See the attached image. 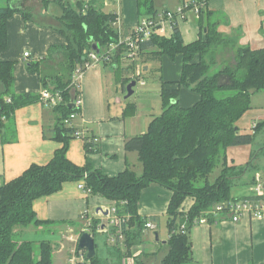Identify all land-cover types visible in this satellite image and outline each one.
I'll use <instances>...</instances> for the list:
<instances>
[{
    "label": "trees",
    "instance_id": "16d2710c",
    "mask_svg": "<svg viewBox=\"0 0 264 264\" xmlns=\"http://www.w3.org/2000/svg\"><path fill=\"white\" fill-rule=\"evenodd\" d=\"M201 1L205 6L207 0ZM53 2L60 10L55 19V30L67 44L51 47L45 57L44 60L55 64L51 74L40 72L38 65L32 64L29 69L40 76L45 89L62 96L63 104L52 109L56 122L51 131V139L61 147L45 165H32L21 176L0 187V264H53V249L48 242L18 241L14 231L16 227L49 224L37 220L33 202L58 192L66 182H84L88 195H99L114 202L118 216H129L124 230V251L121 252L118 244L112 246V252L109 251L118 264L127 256L131 257V249L143 242L142 234L148 221L138 215L142 190L151 184L169 190L172 196L165 220L168 250L161 264L191 262L189 234L195 226L193 221L206 217L207 223H212L214 219L205 216V212L221 203L238 200L231 193L234 181L248 168L256 170L258 152L252 154L244 167L236 168L227 165L226 151L228 148L251 146L255 136L264 130V121L255 124L252 134H240L236 126L251 109L253 94L264 91V48L235 47L234 63L209 76L210 69L216 65L217 51L234 46L235 41L218 33V23L213 20L216 14L205 7L199 11L203 22L200 24V37L195 42L184 44L174 23L170 38L154 35L141 43L140 53L150 52L170 59L180 56L181 74L177 82H161L162 113L151 120L144 134L125 142L126 152L137 153L142 173L136 176L128 168L115 177H108L88 164L80 167L68 159V144L74 139L75 129L66 127L64 120L75 112L70 105L79 93L71 84L74 71L88 62L93 46L97 53L106 55L111 45L118 43V31L113 27L116 15L103 10L101 0ZM49 3L50 0H41L43 6ZM15 12L17 9L10 6L0 7V51L7 47V21ZM137 13L141 19L156 17L158 12L155 11L154 0H137ZM124 52L122 46H117L115 52L109 54V63L118 62ZM80 70L84 72L85 68ZM124 81L128 84L130 79ZM13 84V63L0 61V130L4 121L8 123L12 119L16 109L35 102L32 95H15ZM182 88L199 97L189 108L179 104ZM219 93L229 95L220 98ZM89 138L90 142L84 143L85 152H97L99 148L93 143V137ZM219 165L222 168L220 174L210 183L208 176ZM253 182L254 178L248 186L251 187ZM187 198L193 201V205L187 212H179ZM97 224L93 221L89 229L93 236L96 235ZM183 224L186 230L179 231ZM134 262L145 264L141 256ZM88 263L108 264L109 258L102 259L95 251Z\"/></svg>",
    "mask_w": 264,
    "mask_h": 264
},
{
    "label": "crops",
    "instance_id": "0c3cea01",
    "mask_svg": "<svg viewBox=\"0 0 264 264\" xmlns=\"http://www.w3.org/2000/svg\"><path fill=\"white\" fill-rule=\"evenodd\" d=\"M50 1L47 6H43L41 0H0V7L10 6L17 9L7 21V47L0 51V61L13 63L14 94L35 97V102L16 109L12 119L8 123L4 121L0 130V187L21 176L32 165H45L61 147L60 143L51 139L56 114L40 102V93L45 88L40 76L29 69L32 64L38 65L40 72L51 74L55 64L44 60L45 57L51 47H63L67 44L66 39L55 30V19L60 15L59 7L53 0ZM191 1L201 0H154V8L158 13L174 11ZM101 3L103 10L118 16L122 35L130 33L141 20L137 13V0H101ZM204 7L216 14L213 20L216 19L218 23V33L235 41L234 46L218 50L216 56L224 55L228 60L232 59L233 63L235 47H248L252 50L264 48V0H207ZM24 16H28L27 19ZM202 22L203 16H197L191 10L185 17L174 21L184 44L199 39ZM172 33L171 24L166 23L163 26V35L158 36L168 39ZM25 53H28L27 58H24ZM124 55L125 52L118 62L107 63V66L90 65L79 82L82 109L80 116L72 122L71 128L75 132L85 128L90 137L97 139L95 145L99 150L86 153L84 143L77 138H72L68 144L67 157L73 164L80 167L88 164L108 177H115L128 168L135 174L142 173L137 153L126 152L124 145L127 139L144 134L151 120L162 113V109L160 112L153 107L146 109L152 105L149 99L153 94L148 95L151 91L146 90L147 84L140 75L141 68H130V65H135L139 60L145 64L148 72L149 68L152 69L151 61L159 62L158 66L155 64L159 68L154 69V72L161 76L158 91L154 92L160 105L161 82H177L182 67L180 56L170 59L145 52L140 53L136 60L130 61ZM124 79L137 81L143 100L140 96L133 101L129 100L130 97H125V102L119 99L115 88L121 85L124 92ZM140 81L144 85H140ZM198 100L195 93L185 88L180 90L181 107L189 108ZM260 120L264 121V107L253 109L251 106L236 126L240 134H252V127ZM259 134L254 139L257 140V145L260 138H264L258 137ZM257 147V150L251 145L228 148L226 151L227 165L236 168L244 167L252 154L258 152L255 162L258 164L246 184L247 189L232 194L234 199L253 197L249 182L257 174L264 178V158L259 159L264 153V140ZM78 184L79 182H66L58 192L33 202L37 220L49 222L44 226L55 227L61 236L60 241L57 239L53 242V264L67 262L69 252L74 246L72 239L83 225V214L98 223L104 222L107 211L112 206L111 201L80 190ZM171 196L169 190L156 184L142 190L138 215L152 223L154 229L143 231V242L132 248L131 257L124 258L121 264L126 263L125 261L135 264L134 260L138 256H141L145 264H161L167 253L169 235L165 220ZM262 200L264 201V192ZM192 205L193 201L187 198L179 212H187ZM14 232L16 235L20 234L18 231ZM155 232L158 235L157 241L153 235ZM62 239L67 243H62ZM189 240L192 260L187 264H264V219L243 217L239 222L232 223L229 218L221 215L212 223L196 224L190 231ZM119 246L123 252L124 246ZM107 254L110 256L108 252ZM108 264L112 263L109 261Z\"/></svg>",
    "mask_w": 264,
    "mask_h": 264
},
{
    "label": "built area",
    "instance_id": "2783aa9c",
    "mask_svg": "<svg viewBox=\"0 0 264 264\" xmlns=\"http://www.w3.org/2000/svg\"><path fill=\"white\" fill-rule=\"evenodd\" d=\"M204 7L202 1H191L182 4L174 11H163L156 15L154 18L141 19L138 25L128 34H121L119 27L120 21L118 16H116V21L113 24L118 31V43L116 45H111L110 49L106 55L99 54L95 51H91L88 54V62L83 66L78 67L71 76V84L74 89L79 88V82L82 78L83 72L80 70L81 67L85 70L92 64H104L109 63L111 58L109 54L114 53L117 46H122L125 50V59L134 61L138 58L140 54V44L149 40L152 36L163 35V26L168 23L171 26L174 24L176 19H181L186 16L188 11H193L197 16L200 14V9ZM28 57V53L24 54V58ZM138 77V76H137ZM140 85H144L142 81L139 82ZM40 102L54 109L63 104L62 96L59 93L43 90L40 93ZM7 102L10 100L7 99ZM71 105L75 108V112L70 114V116L64 120V125L66 127H72V122L77 119L81 114L82 109V99L80 93H78L72 100ZM74 138L80 139L83 143L90 142L89 134L85 128L79 129L75 132ZM93 143H97V139L93 138ZM80 190H85V184L83 182L78 184ZM251 191L253 193V199H241L232 202H224L213 209L205 212V216L217 219L218 216H226L230 219L232 223L239 222L243 217H249L251 219H264V201L262 200L264 192V178L257 174L254 176V182L251 186ZM83 220V225L77 235L72 239L74 246L71 249V258L68 260V264H85V256L82 252L77 250V242L82 233H89L93 238V234L90 232V227L95 221L90 219L86 214L81 216ZM129 216H118L117 208L114 202L112 206L107 211V216L104 222H99L96 227L95 234L105 235L107 239L108 246L112 247L116 244L123 245L125 241L124 230L128 224ZM193 225L207 223V218L203 217L199 221H193ZM146 229H154V225L150 222H146ZM186 225L180 226L179 231H185ZM81 253V254H78ZM83 254V256H82Z\"/></svg>",
    "mask_w": 264,
    "mask_h": 264
},
{
    "label": "rangeland",
    "instance_id": "374dc122",
    "mask_svg": "<svg viewBox=\"0 0 264 264\" xmlns=\"http://www.w3.org/2000/svg\"><path fill=\"white\" fill-rule=\"evenodd\" d=\"M0 6H2V5H0ZM219 50L222 51V50H224V48H221ZM215 62H216V65L210 69V71L208 73L209 76L213 75L215 72H218L219 70L223 69L224 67H226L228 65H232L234 63V56H233V63H232V59L228 60V58L224 55L216 56ZM151 63H153V65L151 66L152 69H150L148 67L149 68L148 72H146V69L144 66L145 64L142 62L140 63L139 60H137L135 62V65H130V68L133 66L135 68L136 67H138L139 69L141 68L140 75H141V78L144 79V81L147 84L146 90L151 91V92H148V95L153 94L152 96H150V99H149L150 104H152V105L150 107H146V109H151L153 107V108H155V110H157V112H160L162 107L159 104V99L156 98V93L154 92V91H158L159 82H160L159 78H160L161 74L158 72L157 73L154 72V69L159 68V67L156 68V66H155V64L158 66L159 62L157 63V62L151 61ZM150 70H152V71H150ZM132 81H134V80H131L128 84H130ZM134 82L137 83V81H134ZM128 84H125V81H123V83H122V85H125L124 86L125 89H126ZM137 87H138V85L136 84V86L132 89L133 95L130 97L129 100H132V101L136 100L138 98V96H140L141 100L144 99V97L140 94L141 92H139ZM117 91H118L119 99L121 101L125 102L124 98L127 95L126 90L123 92V89H121V85H119V86L117 85V87L115 88V92L117 93ZM154 94H155V99H153ZM228 95H229L228 93H219L218 97L223 98V97L228 96ZM112 98H113V94H112ZM251 106H253V109L264 107V91L253 94V96L251 98ZM153 113L155 114V111H153ZM261 121H263V120H260L258 122H261ZM254 126H255V124H254ZM261 136L264 137V130H263V132H261L258 135V137H261ZM260 139H261V141L259 142V144L264 140V138H260ZM256 141L257 140L254 141L255 143L253 142L252 146L255 147L257 150V148H258L257 146L259 144L257 145ZM262 158H264V153L259 156V159H262ZM256 164H258V163H256ZM221 169L222 168L220 165L217 166L216 168H214L212 173L208 176V181L210 183H212L217 178V176L220 174ZM252 173H253V169L248 168V170H246L244 172L242 177L235 180L234 186L231 190V193L237 194V192L243 191L244 189H247L246 184L249 181V179L251 178ZM136 176H139V174H136ZM15 229H16L15 231L20 232V234L15 237V239L18 241H29V242L46 241L51 246H53V242L57 241V239H58V241L61 240V236L58 233V231L55 229V227H46L43 225V226H37V227L29 226L26 228L16 227ZM94 242L96 245L95 246L96 247V253L100 258H102V259L109 258V261L112 264H118L116 259H114L113 257H111L107 254V252L109 253V251L112 252V249H111V247L108 246V244H107L108 242H107L105 235L96 234L94 236ZM62 243H67V242L62 239ZM166 248H165V250H166ZM52 249H53V247H52ZM163 251H164V249H163ZM82 253L86 257V253L85 252H82ZM78 254H81V253H78ZM83 254H82V256H83ZM36 256H37V254H36ZM52 257H53V251H52ZM70 258H71V253L69 252L68 260H70ZM68 260L65 264H68ZM125 262L126 263H123V264H134L133 262H129V261H125ZM86 264H89L88 260H87Z\"/></svg>",
    "mask_w": 264,
    "mask_h": 264
},
{
    "label": "water",
    "instance_id": "95a60500",
    "mask_svg": "<svg viewBox=\"0 0 264 264\" xmlns=\"http://www.w3.org/2000/svg\"><path fill=\"white\" fill-rule=\"evenodd\" d=\"M93 51L98 52L96 50V47L93 46ZM136 83L132 81L130 84L127 85L126 87V98H129L132 96L133 91L132 89L135 87ZM70 108H72V105H70ZM155 240H158V235L155 232L154 234ZM77 250L79 252H85L86 253V258L88 260L92 259L95 255V242L94 238L89 234V233H82L78 239L77 242Z\"/></svg>",
    "mask_w": 264,
    "mask_h": 264
}]
</instances>
